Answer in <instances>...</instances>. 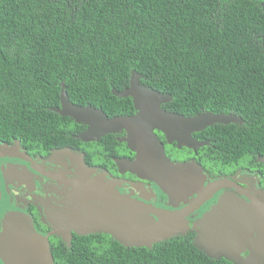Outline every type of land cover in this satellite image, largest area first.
<instances>
[{
	"label": "trees",
	"instance_id": "obj_1",
	"mask_svg": "<svg viewBox=\"0 0 264 264\" xmlns=\"http://www.w3.org/2000/svg\"><path fill=\"white\" fill-rule=\"evenodd\" d=\"M172 101L165 111L235 115L199 133L205 161L264 155V0H0V141L28 148L73 140L75 105L133 113L131 73ZM183 240L109 264H207Z\"/></svg>",
	"mask_w": 264,
	"mask_h": 264
},
{
	"label": "flooded vegetation",
	"instance_id": "obj_2",
	"mask_svg": "<svg viewBox=\"0 0 264 264\" xmlns=\"http://www.w3.org/2000/svg\"><path fill=\"white\" fill-rule=\"evenodd\" d=\"M105 114L110 119L132 117L136 110ZM72 123L73 140L61 142V147L0 141L10 147L19 141L13 155L0 156V238L7 223L13 227L26 218L48 241L52 264H109L111 258L175 239L191 243L207 264H264V155L232 164L205 161L202 150L212 141L200 140L199 133L209 127L193 134L208 143L196 151L170 145L155 131L172 162L202 169L195 185L164 190L124 166L139 156V141L133 137L136 150L131 149L127 130L85 142L80 136L88 126ZM80 182L97 185L79 189ZM159 215L167 218V238L150 248L139 246L146 232L137 231L136 221L146 217L158 222ZM0 264H5L1 258Z\"/></svg>",
	"mask_w": 264,
	"mask_h": 264
},
{
	"label": "water",
	"instance_id": "obj_3",
	"mask_svg": "<svg viewBox=\"0 0 264 264\" xmlns=\"http://www.w3.org/2000/svg\"><path fill=\"white\" fill-rule=\"evenodd\" d=\"M142 77L136 73H131L130 84L122 92L112 90L113 95L119 98H130L133 102L136 114L134 116L108 118V116L98 108L92 106H75L68 100L65 89L61 90L60 107L51 109L62 117H69L77 123L88 126V131L81 134L80 139L85 142L98 141L106 134L118 133L127 130L130 138L127 139L128 146H132V138H136L138 159L133 163L124 162V166L139 174L143 179L155 182L160 188L175 189L177 187H188L195 185L199 179L202 169L195 163H174L165 154L164 146L155 134L161 132L168 144L177 143L178 148L183 146L197 150L206 146L207 142H202L193 137V134L200 132L212 125L232 123L240 124L241 119L235 115L213 114L206 112L194 117H185L175 113H168L161 108L162 104L172 101L168 94H160L140 83ZM19 147V141L14 147L0 143V156L13 155ZM23 157V156H22ZM119 165H122L118 162ZM128 164V165H127ZM96 183L77 184L81 186H95ZM77 189V187H75ZM160 220L147 221L139 218L135 226L137 231L146 232L140 236L139 246L150 248L152 243H158L167 237V218L159 215ZM12 227L7 223L4 234L0 238V258L5 264H52L53 258L49 250L48 241L39 235L31 221L26 218L16 220ZM207 233H212L208 230ZM240 233H248L246 230ZM121 243L126 242L119 238Z\"/></svg>",
	"mask_w": 264,
	"mask_h": 264
},
{
	"label": "rangeland",
	"instance_id": "obj_4",
	"mask_svg": "<svg viewBox=\"0 0 264 264\" xmlns=\"http://www.w3.org/2000/svg\"><path fill=\"white\" fill-rule=\"evenodd\" d=\"M183 155V157L185 156L184 154H182Z\"/></svg>",
	"mask_w": 264,
	"mask_h": 264
}]
</instances>
